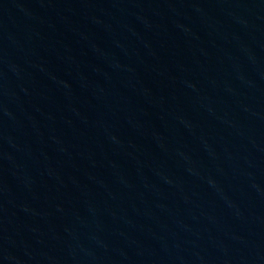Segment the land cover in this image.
<instances>
[{
	"label": "water",
	"instance_id": "1",
	"mask_svg": "<svg viewBox=\"0 0 264 264\" xmlns=\"http://www.w3.org/2000/svg\"><path fill=\"white\" fill-rule=\"evenodd\" d=\"M0 264H264V0H0Z\"/></svg>",
	"mask_w": 264,
	"mask_h": 264
}]
</instances>
